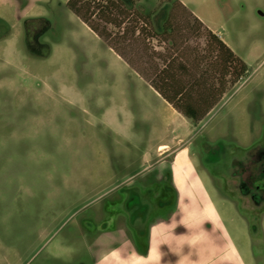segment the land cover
Instances as JSON below:
<instances>
[{
	"label": "rangeland",
	"instance_id": "1",
	"mask_svg": "<svg viewBox=\"0 0 264 264\" xmlns=\"http://www.w3.org/2000/svg\"><path fill=\"white\" fill-rule=\"evenodd\" d=\"M42 1L0 0V264H264V209L227 183L264 141V0L135 2L210 20L246 64L191 123L128 67L143 38L115 40L127 64ZM134 188L152 205L143 235L124 212Z\"/></svg>",
	"mask_w": 264,
	"mask_h": 264
},
{
	"label": "crops",
	"instance_id": "2",
	"mask_svg": "<svg viewBox=\"0 0 264 264\" xmlns=\"http://www.w3.org/2000/svg\"><path fill=\"white\" fill-rule=\"evenodd\" d=\"M177 1L182 8H186L181 1ZM38 2L43 1L38 0ZM64 2L66 4L67 0ZM37 16L41 15L34 12L29 18ZM142 17L144 22L142 20L140 22L143 25H139L145 29L143 38L145 60L142 66L129 65L123 57L116 53L128 64L129 68L137 72L139 84L144 87L143 91L148 97L162 102L182 117L184 122L191 123V120L173 108L169 101L183 99L186 102H198L202 104L201 109L211 102L217 103L226 95L231 85V55L240 59L244 64L245 62L234 53L223 39L222 32L215 28L210 20H204L191 11L190 14L182 15L158 16L153 13ZM0 19L7 20L1 15ZM139 26L136 25L137 29L133 36L137 35ZM218 41L225 46L219 47ZM157 148L161 152L168 146L166 143H161ZM134 191V200L131 202L137 204V200L141 199L149 205V209L139 220L131 216L126 209L129 195L126 198L124 212L137 232L143 235L146 232L152 205L148 198L142 197L136 188Z\"/></svg>",
	"mask_w": 264,
	"mask_h": 264
},
{
	"label": "trees",
	"instance_id": "3",
	"mask_svg": "<svg viewBox=\"0 0 264 264\" xmlns=\"http://www.w3.org/2000/svg\"><path fill=\"white\" fill-rule=\"evenodd\" d=\"M137 0H67L66 6L78 16L92 31H94L106 44L112 47L121 57L123 52L115 43L116 39L124 38L126 35H133L136 22L144 19L138 8L134 7ZM112 26V31L108 26ZM145 36V29L138 27L136 38ZM219 47L225 46L218 41ZM227 49V48H226ZM231 55V53H230ZM126 60V59H125ZM128 63V60H126ZM232 71L230 79L233 83L245 73L246 65L237 57L231 55ZM169 103L178 112L185 115L192 122L200 121L212 108L215 102L205 105L198 102H186L183 99L178 101H169Z\"/></svg>",
	"mask_w": 264,
	"mask_h": 264
},
{
	"label": "flooded vegetation",
	"instance_id": "4",
	"mask_svg": "<svg viewBox=\"0 0 264 264\" xmlns=\"http://www.w3.org/2000/svg\"><path fill=\"white\" fill-rule=\"evenodd\" d=\"M255 156H245L239 160L240 163L233 162L232 157L231 170L229 176L232 181L229 185L237 191L239 196L246 198L253 207L264 209V141L259 144ZM134 196H130L127 212L139 220L149 209L143 200H137V204L131 202Z\"/></svg>",
	"mask_w": 264,
	"mask_h": 264
}]
</instances>
